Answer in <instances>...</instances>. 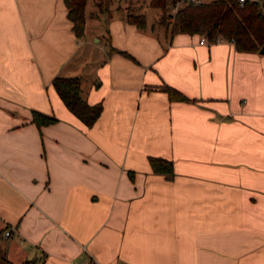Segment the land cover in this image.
Here are the masks:
<instances>
[{"label": "crops", "instance_id": "obj_1", "mask_svg": "<svg viewBox=\"0 0 264 264\" xmlns=\"http://www.w3.org/2000/svg\"><path fill=\"white\" fill-rule=\"evenodd\" d=\"M88 5L78 37L65 0H0V250L12 264H264V54ZM57 76L102 103L92 127ZM33 111L58 121L39 128Z\"/></svg>", "mask_w": 264, "mask_h": 264}, {"label": "trees", "instance_id": "obj_2", "mask_svg": "<svg viewBox=\"0 0 264 264\" xmlns=\"http://www.w3.org/2000/svg\"><path fill=\"white\" fill-rule=\"evenodd\" d=\"M97 10L92 16L109 13L113 0H94ZM169 0H152L150 5L160 8L163 17L167 14L171 34H199L210 43L231 41L240 52L257 53L264 47V12L258 3L248 2L240 6L238 0H210L196 5L186 0L174 15L170 11ZM180 0H171L174 6ZM89 0H65L68 18L73 23L76 36L84 35L86 26V8ZM264 4V0H263ZM128 22L139 29L147 28V16L142 12L130 10L126 13ZM53 85L67 108L86 126L92 127L103 111L102 103L91 105L82 95V79L80 77L57 76ZM170 100L187 101L188 98L177 90L164 86ZM58 121L55 116L33 111V122L41 128ZM154 173L166 176L174 175V165L170 160L150 157ZM2 237L0 235V241ZM0 264H12L4 250H0ZM24 264H35L26 261Z\"/></svg>", "mask_w": 264, "mask_h": 264}, {"label": "rangeland", "instance_id": "obj_3", "mask_svg": "<svg viewBox=\"0 0 264 264\" xmlns=\"http://www.w3.org/2000/svg\"><path fill=\"white\" fill-rule=\"evenodd\" d=\"M152 0H113L111 7H118L124 13H127L130 10H135L137 12H142L146 14L147 20L149 24H156V26H164L169 28V22L167 19V12L165 13V17H163V11L160 8H155L150 5ZM185 0H181L183 3ZM208 1V0H207ZM170 6V11L173 13L171 0L168 1ZM89 10L94 9L97 10V7L94 3V0L89 1L88 5Z\"/></svg>", "mask_w": 264, "mask_h": 264}, {"label": "built area", "instance_id": "obj_4", "mask_svg": "<svg viewBox=\"0 0 264 264\" xmlns=\"http://www.w3.org/2000/svg\"><path fill=\"white\" fill-rule=\"evenodd\" d=\"M186 1H187V2H191V3H193V4H196V5H199V4H202V3H204V2H207V0H186ZM248 2L258 3L259 6H260V10H261L262 12H264V4H263V0H238V3H239L240 6H244V5H245L246 3H248ZM181 4H182V2H181V0H180V1H178V2L174 5V8H173V14H174V15L178 12V10H179ZM201 42H202V43H208V41H207V39H206L205 37H202V38H201ZM10 235H11V231H7V232L5 233V236H6V237H9ZM79 264H98V263H94V262H92V261H86V262L79 263Z\"/></svg>", "mask_w": 264, "mask_h": 264}, {"label": "water", "instance_id": "obj_5", "mask_svg": "<svg viewBox=\"0 0 264 264\" xmlns=\"http://www.w3.org/2000/svg\"><path fill=\"white\" fill-rule=\"evenodd\" d=\"M261 54H264V47L260 50Z\"/></svg>", "mask_w": 264, "mask_h": 264}]
</instances>
